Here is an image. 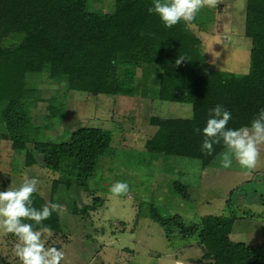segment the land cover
I'll return each instance as SVG.
<instances>
[{"label": "rangeland", "instance_id": "1", "mask_svg": "<svg viewBox=\"0 0 264 264\" xmlns=\"http://www.w3.org/2000/svg\"><path fill=\"white\" fill-rule=\"evenodd\" d=\"M113 1L88 3L106 14L114 11ZM245 5L246 0H218L216 7L201 8L187 23L201 40L200 51L213 70L237 77L249 70ZM116 73V65L100 61L97 90L90 93L69 91L62 81H41L45 100L29 122L12 133L0 131V191L18 187L27 175L39 181L37 193L45 204L63 206L52 213L60 219L64 236L52 231L42 237L46 247L64 252L60 264H201L197 236L182 238L175 223L161 225L153 214L161 219L178 215L185 224H209V231H223L234 242L264 245V145L252 171L235 159L231 167H221L219 157L227 149L202 166L193 155L197 126L191 105L116 92ZM152 115L175 118L178 125L175 150L158 161L145 151V141L154 131L149 125ZM82 125L112 135L113 152L100 156L94 176L79 180L73 159H64L59 171L47 169L33 144L49 126L56 131L49 136L52 141L58 137L65 141ZM29 150L36 161L27 165ZM117 181L129 185L127 194L109 191ZM182 183L189 198L175 193L185 191ZM99 197L103 204L89 208ZM17 242L13 234L0 231V255L12 264H21L14 252Z\"/></svg>", "mask_w": 264, "mask_h": 264}, {"label": "trees", "instance_id": "2", "mask_svg": "<svg viewBox=\"0 0 264 264\" xmlns=\"http://www.w3.org/2000/svg\"><path fill=\"white\" fill-rule=\"evenodd\" d=\"M113 3V12L101 14L88 0H0V131L12 133L29 122L45 100L41 81H62L69 91L94 92L98 65L109 61L117 67L116 92L190 104L192 119L201 130L193 155L202 166L212 164L226 147L221 142L213 145L212 155L201 151L209 110L222 105L231 113L227 127L238 129L250 126L264 108V0H246L244 34L251 49L249 70L240 77L213 70L200 51L201 40L187 23L181 20L166 28L157 14L148 12L153 0ZM149 125L154 131L145 141V151L156 161L171 156L177 143L176 119L152 115ZM54 134L49 126L33 144L34 150L53 172L61 169L64 159L75 160L79 180L94 176L100 156L113 152L110 131L100 127L78 126L65 141L60 137L52 141L49 136ZM35 161L29 150L26 164ZM175 193L189 198L187 188ZM32 201L37 209L46 203L37 192ZM93 204L89 208L101 206L103 199L96 198ZM152 216L161 225L175 223L182 238L197 236L201 264H264V245L234 242L223 231H209V224H185L178 215ZM25 222L35 230L41 227ZM42 224L61 233V221L53 213ZM0 264L12 263L0 255Z\"/></svg>", "mask_w": 264, "mask_h": 264}, {"label": "clouds", "instance_id": "3", "mask_svg": "<svg viewBox=\"0 0 264 264\" xmlns=\"http://www.w3.org/2000/svg\"><path fill=\"white\" fill-rule=\"evenodd\" d=\"M217 3L218 0H153V7L148 12L157 14L163 25L171 28L181 20L191 23L201 8L216 7ZM180 62L181 59L176 61L177 64ZM209 117L202 130L204 139L201 151L212 155L213 145L223 142L227 150L219 157L221 167H231L235 159L242 168L254 170L260 158V146L264 145V108L250 126L238 129L227 127L231 113L222 105L218 104L210 109ZM38 183L36 178L25 175L18 187L0 191V231L17 237L14 252L21 264H60L64 259V252L56 247L45 246L42 237L50 236L52 230L42 222L63 206L47 203L41 209L33 207L32 196L38 190ZM109 191L115 196L125 195L129 191V185L117 181L111 185ZM25 221H32L41 227L35 230L32 223Z\"/></svg>", "mask_w": 264, "mask_h": 264}]
</instances>
